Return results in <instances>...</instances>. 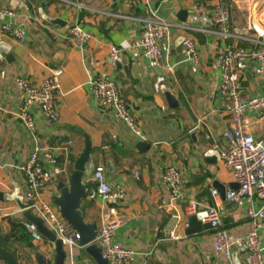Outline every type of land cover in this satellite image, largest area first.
<instances>
[{
  "label": "crops",
  "instance_id": "1",
  "mask_svg": "<svg viewBox=\"0 0 264 264\" xmlns=\"http://www.w3.org/2000/svg\"><path fill=\"white\" fill-rule=\"evenodd\" d=\"M219 1L227 4L237 34L249 35L248 20L254 11L257 25L264 29V0H28L27 10L21 7V0H0L1 7L15 13L0 18V192L16 193L24 202L26 187L19 168L33 150L32 139L16 117L21 102L16 80L26 78L39 85L60 69L58 123H49L37 107L31 110L41 146L64 170L43 198L57 210L52 198L60 184L68 183L74 162L84 149L79 133L83 132L92 145L85 178L87 194L94 188L92 174L97 167L103 168L112 187H121L126 194L123 201L91 200L86 194L81 208L85 222L94 223L97 231L110 219L118 221L114 243L136 252L131 264L222 261L213 250L212 232L204 221L206 210L216 209L227 235L241 238L248 230V208L257 211L261 202L255 198L251 204L246 199L230 203L225 198L228 190L237 188L231 171L221 162V153L228 147L223 132L231 126L218 92L222 74L216 56L225 42L210 32V13L200 11H210ZM150 12L191 28L171 31L165 43L168 52L162 67L156 69L138 48L142 20ZM8 24L24 32L22 41L3 30ZM74 26L91 35L82 48L68 33ZM185 36L196 43V66L187 60L181 41ZM238 45L250 47L244 42ZM110 46L122 50L117 61L109 57ZM98 76H107L117 84L142 138L119 120L114 110L94 105L88 82ZM239 87L247 98H264V77L258 74L256 64H248L242 72ZM245 123L256 140L264 137V117L258 111L248 110ZM67 141L72 145L63 154L58 147ZM43 165L53 169L51 164ZM167 166L181 173L184 196L176 202H171L161 182ZM212 191L217 192V198ZM191 203L196 204L194 209ZM20 210L14 201L0 202V213L5 215L0 221L4 248L19 262L35 264V255L42 254L53 264L52 245L44 238H31L24 230L27 221ZM199 216L189 224L188 218ZM258 234L264 262V220ZM64 249L65 264H94L77 245ZM233 260L243 263L240 249L233 250ZM0 264L7 263L0 258Z\"/></svg>",
  "mask_w": 264,
  "mask_h": 264
},
{
  "label": "built area",
  "instance_id": "2",
  "mask_svg": "<svg viewBox=\"0 0 264 264\" xmlns=\"http://www.w3.org/2000/svg\"><path fill=\"white\" fill-rule=\"evenodd\" d=\"M27 2L28 0H21L20 3L25 10L28 9ZM200 11L203 15L210 13V22L213 27L210 32L225 42L216 56V62L222 74L218 92L223 100L225 111L230 115L231 126L223 132L228 147L221 153V162L231 171L238 186L236 190H228L225 198L230 203L246 199L251 204L255 198L261 202V207L257 211L251 207L248 208V230L241 238H231L227 235L221 227L219 212L216 209L208 208L206 210L204 221L212 232L213 250L222 256V261H214L209 264H236L233 260V250L237 248L243 254L242 264H264L258 234L260 223L264 220V137L256 140L248 133L245 123V114L248 110L258 111L260 116L264 117V98H247L242 95L239 87L240 76L248 64H256L258 74L264 77V29L257 25L254 11L250 15L247 25V32L251 36H243L234 32L229 8L223 1H219L210 11L206 9ZM14 15L12 10L0 6V18L14 17ZM142 22L143 29L138 48L153 69L162 67L168 52L165 43L170 39L171 31L185 32L191 29L185 25L164 20L154 12H150ZM3 30L11 33L16 40L22 41L24 38V32L13 28L12 24L3 26ZM68 33L79 48L85 46L91 39V35L84 32L79 26L70 28ZM239 42L249 43L250 47L239 46ZM182 45L187 60L195 66L198 65V52L194 40L185 36ZM121 52L120 48L110 46V59L113 62L117 61ZM61 76L62 70L57 69L52 71L51 75L39 85L33 84L26 78H17L16 80L21 101L16 117L33 141V150L29 159L19 168V171L26 187L25 210L40 218L43 225L54 233L64 247L72 248L77 245L78 235L60 217L57 210L43 198L44 191L64 170L57 166V160L51 152L41 146L35 120L31 113L32 108L37 107L49 123H58L60 112L57 97L60 94ZM88 84L94 105L97 108L114 110L118 119L137 137L142 138L131 112L121 99L117 84L107 76L91 78ZM71 145L72 141L63 142L59 145L58 150L66 154ZM43 162L51 164L53 169H46ZM92 181L94 188L87 194L89 199L124 200L126 196L124 189L118 186L112 187L107 182L102 167L94 169ZM161 182L168 190L171 202L183 198L182 177L176 167L167 166L163 170ZM211 194L214 198L218 197L216 191H212ZM190 205L191 209H194L196 204L191 203ZM20 211L23 212L24 209ZM4 217L5 215L0 213V221ZM118 226V221L108 220L96 231L95 242L101 247L102 258L106 260L107 264H131L135 260L136 252L114 243ZM24 230L33 240H43L33 224L25 223ZM171 238H175V236H171ZM66 264H73V262L70 261Z\"/></svg>",
  "mask_w": 264,
  "mask_h": 264
},
{
  "label": "water",
  "instance_id": "3",
  "mask_svg": "<svg viewBox=\"0 0 264 264\" xmlns=\"http://www.w3.org/2000/svg\"><path fill=\"white\" fill-rule=\"evenodd\" d=\"M184 38H181L183 42ZM115 66L119 63L115 62ZM168 99H171L167 95ZM79 132V131H78ZM84 138V149L74 162L73 171L69 176L68 183L58 186V194L52 198L54 206L57 208L58 214L66 222V224L78 235L77 246L85 249L86 254L92 258L94 264H107L102 258V249L95 242L96 240V225L94 223L85 222L83 212L81 211L83 200L87 194L85 178L87 169L91 161L92 145L90 137L79 132ZM141 148L147 147L144 143H138ZM238 188V186H237ZM236 188V189H237ZM235 189V190H236ZM4 200L14 201L18 207L23 210V217L28 223L33 224L40 235L52 245L54 256L53 264H65L66 252L63 244L56 238L54 233L48 230L40 218L34 216L30 211L25 210L26 204L22 197L16 193L6 195L0 192V202ZM199 217L188 218L189 224ZM1 231V230H0ZM0 258L7 264H28L19 262L17 258L4 248V237L0 232ZM35 264H50L46 256L42 254L35 255Z\"/></svg>",
  "mask_w": 264,
  "mask_h": 264
},
{
  "label": "rangeland",
  "instance_id": "4",
  "mask_svg": "<svg viewBox=\"0 0 264 264\" xmlns=\"http://www.w3.org/2000/svg\"><path fill=\"white\" fill-rule=\"evenodd\" d=\"M90 167V164H89V166H88V168ZM88 171V170H87Z\"/></svg>",
  "mask_w": 264,
  "mask_h": 264
}]
</instances>
